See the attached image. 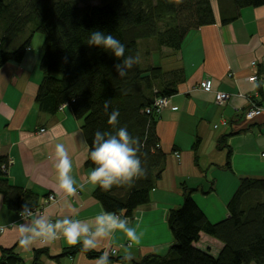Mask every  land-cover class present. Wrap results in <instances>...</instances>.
<instances>
[{
  "label": "crops",
  "instance_id": "crops-1",
  "mask_svg": "<svg viewBox=\"0 0 264 264\" xmlns=\"http://www.w3.org/2000/svg\"><path fill=\"white\" fill-rule=\"evenodd\" d=\"M212 7L215 22L189 31L179 50L163 48L162 54L151 50L147 56V64L166 72L181 69L185 78L157 117L155 131L166 162L149 202L136 208L131 218L115 215L125 221L124 227L94 239L97 247L93 250L108 257L106 264H136L146 255L166 254L173 242L167 215L182 203L180 183L194 189L192 199L216 223L228 216L226 204L240 178H264V5L244 7L237 19L226 24L220 23L215 2ZM42 41L41 34H34L21 61L0 67V160L10 161L9 182L36 194L41 207L40 212L21 220L0 195V248H13L25 264L33 260L35 264H97L99 258L82 252L52 258L70 247L63 236L64 221L88 228L87 235L77 241L84 242L93 238L100 227L97 217L105 212L93 196L96 186L88 180L93 169L85 166L88 147L81 121L67 106L48 113L35 105L42 77ZM151 44L148 41L142 48ZM139 57L143 60V54ZM255 72L259 77L249 80ZM205 79L209 87L202 90L198 85ZM217 92L229 94L222 105L215 102ZM251 103L263 111L246 120L243 114ZM58 145L64 146L71 162L69 175L76 189L71 195L60 184ZM49 194L55 200L45 204ZM49 224L58 239L49 241L39 234L41 226ZM129 229L138 243L129 238ZM21 239H30V247H21ZM200 242L214 251L219 248L216 240L204 234ZM111 249L116 253L110 254Z\"/></svg>",
  "mask_w": 264,
  "mask_h": 264
},
{
  "label": "trees",
  "instance_id": "trees-1",
  "mask_svg": "<svg viewBox=\"0 0 264 264\" xmlns=\"http://www.w3.org/2000/svg\"><path fill=\"white\" fill-rule=\"evenodd\" d=\"M214 2L221 24L237 19L244 7L264 5V0H183L180 5L168 0H0V67L21 61L32 36L42 35V77L34 102L48 113L67 106L81 121L88 147L85 166L96 167L89 158L96 130L115 134L118 127H126L142 143L137 155L140 168L147 170L146 178L133 176L134 186L123 182L122 187L113 185L108 192L96 185L93 196L105 213L131 218L136 208L149 202L150 191L165 167L166 154L158 146L155 131L159 114L153 104L159 97L174 95L185 77L181 69L166 72L147 64L149 52L161 53L163 48L175 52L189 31L213 24ZM93 31L110 33L120 40L125 45V56L139 55L140 40L148 39L152 44L143 48V60L125 69L127 75L120 77L115 65L122 64L123 58L115 57L111 50L89 46L87 40ZM105 101L110 102L107 111ZM113 109L120 113L116 128L107 123ZM220 142L219 148H223ZM229 156L228 148L226 166ZM1 164L0 195L4 205L17 212L37 207L36 194L11 184L6 175L7 160H0ZM180 186L182 203L167 215L172 244L166 254H149L136 264H264V178H240L226 204L228 216L216 223H211L192 199L194 189L183 183ZM201 234L216 240L219 248L214 251L204 246ZM80 252L89 258H108L93 249L84 250V242L64 248L52 258ZM0 264L25 261L13 248L2 247Z\"/></svg>",
  "mask_w": 264,
  "mask_h": 264
},
{
  "label": "clouds",
  "instance_id": "clouds-1",
  "mask_svg": "<svg viewBox=\"0 0 264 264\" xmlns=\"http://www.w3.org/2000/svg\"><path fill=\"white\" fill-rule=\"evenodd\" d=\"M169 3L180 5L183 0H168ZM89 46H97L106 50H111L115 57L123 58L122 64H116V70L120 77L127 75L125 69H132L134 64L140 62V57L125 56V45L120 40L116 39L112 34H105L102 31H93L87 40ZM109 101H105V111L109 106ZM119 110L113 109L108 113V125L116 128L120 124L118 119ZM142 143L138 137L130 135L126 127H118L115 134L109 131L96 130L93 133L92 148L89 152V158L96 167L89 174L88 180L93 185H99L102 191H111L112 186L122 187L123 182L128 184V187L134 186L131 181L133 176L138 179L147 177V170L140 168V158L137 153L140 151ZM57 153L60 158L58 170L60 173L61 187L69 194H74L76 189L74 181L70 177L71 162L69 161L63 145L57 146ZM100 227L97 228L92 239H84V250H91L97 247L94 243L96 236H103L106 232L112 229L125 225V221H119V218L114 213H105L101 217H97ZM67 224L63 227V236L68 246L74 247L81 235H87L88 228L81 227L79 222L64 221ZM59 226V225H58ZM23 230V228H22ZM49 241L58 239L52 225L41 226V232ZM128 236L131 240L139 242L133 230H128ZM21 247H30L31 240H20ZM97 264H106L105 257L97 259Z\"/></svg>",
  "mask_w": 264,
  "mask_h": 264
},
{
  "label": "built area",
  "instance_id": "built-area-1",
  "mask_svg": "<svg viewBox=\"0 0 264 264\" xmlns=\"http://www.w3.org/2000/svg\"><path fill=\"white\" fill-rule=\"evenodd\" d=\"M251 66L255 67L256 62H252ZM258 77H259V74L257 72H255L254 74H252V76H250L249 80L254 81ZM208 87H209V80H207V79L200 81V83L198 85V88H200L202 90H207ZM228 97H229V94H227L225 92H217L215 94V102L219 105H222L227 101ZM168 103H169V98H166V97H159V98L155 99L154 104H153V109L156 112V114H159L166 106H168ZM262 111H263L262 106L255 105V103H251L250 106L247 108V110L244 112L243 117L246 120H252L254 117L260 115ZM43 130L44 129H40L39 131H43ZM261 156L264 157V150L261 153ZM9 163H10V161H7V165ZM0 166L2 168H4L3 164H1ZM54 200H55V197L52 194H49L46 197L44 203L46 204V203H49V202L54 201ZM40 208L41 207L37 206V207L25 208L23 210H20L18 212V217L21 220L26 219V218L30 217L31 215L40 212ZM0 230H1V228H0ZM109 253L110 254L116 253V249L109 250Z\"/></svg>",
  "mask_w": 264,
  "mask_h": 264
},
{
  "label": "rangeland",
  "instance_id": "rangeland-1",
  "mask_svg": "<svg viewBox=\"0 0 264 264\" xmlns=\"http://www.w3.org/2000/svg\"><path fill=\"white\" fill-rule=\"evenodd\" d=\"M39 34V33H38ZM148 40V39H147ZM147 40H140L139 42H138V47H139V53L140 54H144V51H143V44H145L146 42H147Z\"/></svg>",
  "mask_w": 264,
  "mask_h": 264
}]
</instances>
